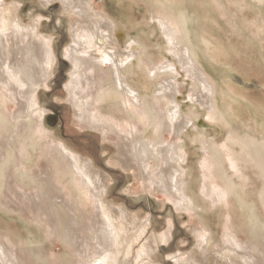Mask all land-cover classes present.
Here are the masks:
<instances>
[{
  "label": "bare ground",
  "instance_id": "obj_1",
  "mask_svg": "<svg viewBox=\"0 0 264 264\" xmlns=\"http://www.w3.org/2000/svg\"><path fill=\"white\" fill-rule=\"evenodd\" d=\"M112 1L119 17L113 15L105 4L103 10H97L93 0H39L43 7L60 2L63 13L71 16V43L64 49V57L72 64L65 90L72 105L73 117L79 125L113 134L116 137V142H113L116 153L111 158L112 164L131 171L145 191L150 194L161 193L175 209L182 211L187 205L193 206V202L182 187L178 162L181 159V153L178 152L179 135L192 119L181 112L173 97L179 91L174 80L175 66L168 62L160 65L150 60L142 41L145 34L141 31L143 35L139 32L138 37L131 34V29L134 28L131 9L134 5L143 4L151 12V17L158 15L157 26L173 50L170 51L171 54L178 60L180 68L190 74L189 77L192 76L195 83L201 85V89L197 87L200 92L194 93L193 100L211 110L212 103L209 101L214 102L217 89L208 79V71L201 57L205 55V49H209L213 60L218 63L221 62L220 56L224 58V55H229L234 50L220 48L214 35L216 31H211L209 26L212 22L209 19L211 11L208 5L214 10L227 0H131L134 5L127 7L118 0ZM241 1L243 5L246 4V0ZM256 1L261 6L260 9H264V0ZM19 9L16 3L0 0V90L5 95L4 98L0 93V99L7 102L8 95L16 105L15 111L0 121L7 140L4 162L0 168V193L7 194L8 182H41L37 187L38 192L31 191L32 194L26 189L30 193L23 192L27 195L24 196L16 189V195L32 201L39 219L48 220V230L53 240L72 248L81 258L90 259L85 264H129L133 246L148 234V220H139L123 206H114L105 200L107 186L111 181L108 174L59 141L51 145V149H48L50 152L44 154L45 164L36 179H32L20 163L21 158L22 162H28L29 165L40 160L34 154L27 157L26 148L22 152L21 144L33 148L35 143L32 133H46V127L40 119L45 110L38 103L37 93L40 88L47 87V82L53 75L55 56L51 37L39 32L41 18L35 17L28 25H23ZM252 25L251 35L242 32L244 26L234 31H241L246 41L254 44L256 36L260 33L264 35V27L257 23ZM258 49V60L262 61V67L254 69L255 76L264 79V51ZM226 61L229 60L225 59L224 63L231 66ZM246 65L247 62L244 61L237 65L244 78L251 74ZM137 71L144 72L143 80H137L140 75ZM149 79H155L153 97H146L141 92ZM225 83L229 84L228 81ZM226 86L232 92L235 89L230 85ZM107 99H120L123 102L130 122L129 128L121 127L118 121L106 116V107L102 104ZM167 102L171 106H166ZM108 103L107 107L113 114L114 111L121 112L119 105ZM147 128L151 129L150 136L145 133ZM165 132L171 135L168 142L163 140ZM24 139H28L29 144L24 143ZM251 144L254 149H261L257 143ZM207 147L208 154L211 153L219 163L221 154L218 148L214 143ZM60 182L65 184L61 185ZM74 186L88 192L87 199L91 203L88 212L69 198L68 187ZM76 210L82 211V214H78ZM171 230L172 225L168 224L161 234L150 233L140 250L136 251L135 264H159L151 262V256L168 244ZM194 235L200 252L195 257L188 255L183 260L185 264L262 263L261 259L257 261L251 256L252 249L249 246L238 243L229 232L224 234L223 249L213 247L211 235L199 227L194 229ZM117 251L118 260L114 255ZM0 256L9 258L6 264H24L1 243ZM169 258L174 260V264H178L177 256Z\"/></svg>",
  "mask_w": 264,
  "mask_h": 264
},
{
  "label": "rangeland",
  "instance_id": "obj_2",
  "mask_svg": "<svg viewBox=\"0 0 264 264\" xmlns=\"http://www.w3.org/2000/svg\"><path fill=\"white\" fill-rule=\"evenodd\" d=\"M93 1L97 10H103L105 4L113 15L119 17L112 0ZM118 1L124 7L134 5L131 0ZM4 2L19 5V16L23 25H28L35 17L41 18L39 32L51 37L55 56L53 75L47 82V87L40 88L37 93L38 103L45 110L40 119L46 127L47 134L43 133L44 131L33 132L31 136L35 143L33 148L21 144L22 152H25L26 148L27 157L34 154L36 159H40L29 165L28 162H22L21 158L20 163L27 169L25 171L30 177L36 179L42 165L45 164L44 154L50 152L51 145L56 141L63 142L74 152L91 160L94 167L108 174L111 181L107 186L105 200L114 206H123L139 220L143 218L148 220V234L133 246L129 264H135L136 251L140 250L147 236L150 233L161 234L167 229L168 224L172 225L171 239L166 246H162L163 250L161 248L156 250L151 256V262L174 264V260L169 258L174 255L179 258L178 264H185L184 259L198 256L200 250L197 247L194 229L199 227L211 235L213 247L219 249L225 247L224 234L229 232L238 243L249 246L248 248L252 249L251 256L257 261L261 259V264H264V79L256 78L254 70L257 66L262 67V61L258 60V48L264 51V35L260 33L256 36L253 44L246 41L243 34L251 35L253 23L264 27V9H260L257 1L246 0V4L243 5L241 0H227L224 5L228 11L224 5L217 6L214 10L208 5L211 11L209 19L212 22L209 26L211 31H216L214 35L221 45L220 48L232 49L235 52L224 55V58L220 56L221 62L218 63L217 60H213L209 49H205L206 53L201 57L208 71V79L217 89L214 102L209 101L212 103L211 110L193 100L194 93L200 92L201 85L195 83L196 80L180 68L178 60L171 54L172 49L157 26L158 15L155 18L151 17V12L140 3L131 9L134 22L131 34L135 37H138L140 31L145 34L142 41L150 60L160 65L168 62L175 66L176 71L173 75L179 91L173 97L181 112L192 119L183 130L184 133L179 135L178 152L181 153L179 154L181 159L178 162L182 187L193 202V206L187 205L182 211L175 209L161 193L150 194L145 191L131 171H125L120 166L112 164L111 158L116 153V146L113 143L116 142V137L113 134L108 131L101 133L75 121L72 105L65 90L72 68V64L64 57V49L71 43L69 32L71 16L63 13L60 2L51 3L46 7H43L39 0ZM242 26L243 33L234 31ZM121 46L124 47V41ZM225 59L229 60L226 62H230L231 66L224 63ZM241 61L247 62V70L251 73L246 78L237 66ZM137 72L141 75L137 76V80H143L144 72ZM154 82L155 79L148 80L146 88L141 89L143 95L153 97ZM226 85L235 87L233 92L228 90ZM0 93L4 95L1 90ZM6 97L9 98L7 102L0 99V121L10 116L16 109L14 101L8 95ZM114 100L107 99L103 102L106 116L118 121L121 127L129 128L130 122L123 102L120 99ZM107 101L119 105L121 112L114 111L113 114L107 107L109 104ZM166 106L171 104L167 102ZM166 106L164 105V108H167ZM49 116L54 119H49ZM1 126L0 123V168L4 162L7 141ZM149 132L151 129H145L147 136H150ZM163 135L164 142L171 140L169 133L165 132ZM24 140V143L29 144L28 139ZM252 142L260 145L261 149H254ZM211 143L215 144L221 154L219 163L211 153L208 154L207 146ZM213 158L216 160L215 164ZM41 184L29 180L23 183L8 182L7 194L0 193V243L24 264L89 262L90 259L81 258L72 248L53 240L49 234L48 220L39 219L37 208L32 201L16 195L17 190L24 196L31 191L36 193L37 187ZM68 192L69 198L79 203L84 211L88 212L91 209L90 199H87L88 192L85 193L79 186L68 187ZM76 211L82 214V211ZM114 255L118 260V251ZM7 259L9 258L0 256V264H6Z\"/></svg>",
  "mask_w": 264,
  "mask_h": 264
},
{
  "label": "water",
  "instance_id": "obj_3",
  "mask_svg": "<svg viewBox=\"0 0 264 264\" xmlns=\"http://www.w3.org/2000/svg\"><path fill=\"white\" fill-rule=\"evenodd\" d=\"M48 118H49V119H52V120L54 119L52 116H49Z\"/></svg>",
  "mask_w": 264,
  "mask_h": 264
}]
</instances>
